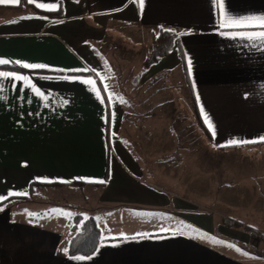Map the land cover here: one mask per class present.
<instances>
[{
    "label": "crops",
    "instance_id": "obj_1",
    "mask_svg": "<svg viewBox=\"0 0 264 264\" xmlns=\"http://www.w3.org/2000/svg\"><path fill=\"white\" fill-rule=\"evenodd\" d=\"M261 18L264 0L0 4V60L7 61L0 64V264H264L255 245L249 250L251 234L264 236V165L237 169L240 207L233 212L216 186L179 180L181 158L193 154L197 136L208 157L264 156L240 149L264 146ZM159 30L175 34L170 52L134 71ZM107 38L127 42L130 53L143 47V54L126 59L122 70L115 63L114 76L95 47ZM11 65L79 73L3 68ZM115 77L125 79L122 91ZM167 77L192 100L193 120L197 108L208 135H181L173 117L165 127ZM78 182L85 191L80 215L95 219L102 238L89 256L67 254L72 224L63 233L8 213L32 183ZM223 218L253 232L227 227ZM212 240L233 247L220 250Z\"/></svg>",
    "mask_w": 264,
    "mask_h": 264
},
{
    "label": "rangeland",
    "instance_id": "obj_2",
    "mask_svg": "<svg viewBox=\"0 0 264 264\" xmlns=\"http://www.w3.org/2000/svg\"><path fill=\"white\" fill-rule=\"evenodd\" d=\"M95 47L96 50L98 49L100 51L99 57L103 60L101 61L103 68L112 72L114 76L118 73L113 68L115 63L120 66L118 67L119 70H122L124 69L123 67L126 59L133 58L134 55V57L139 58L143 54V47H136L130 53L131 47H129L127 42H122L121 39L111 40L107 38L101 45H96ZM151 47L152 45L150 42V46L148 47L149 52L151 51ZM148 54L141 63L138 62L136 64L134 62V71H140L141 66H143L144 61L148 57ZM115 57H117V59L120 58L121 60H124V62H117ZM131 64L133 65V63ZM143 68L145 67L143 66ZM112 80L114 83L117 82L116 85L120 87L119 89L122 91L125 79L123 77H118V79L115 77ZM168 80L169 77H167L164 86L165 102L163 116L165 118V124L167 123L166 120L173 117L177 119L174 121V127L176 131L181 132V135L184 133L188 136L200 134L203 130L200 128L197 121L193 120L192 100L189 96L182 92L181 87L180 92H178L179 87H175V80H169L170 82H168ZM121 97H123V95H121ZM137 97H139V94H137ZM167 126L168 125L166 124L165 127ZM198 137L199 136L196 137V140L193 143H189L190 149L192 148L190 151H192L193 154L187 156L185 152V156H183L184 159L181 158L185 167H182L184 169H182L179 173V180L189 183L191 187L206 186L207 188L208 186V190L211 189V187L214 188V186H216L218 195L220 194V190H222V201L227 203L225 205L228 208L227 211L233 212L236 208L240 207L237 206L235 200L237 199V193L241 192L239 190L240 186H238L241 184V181L239 180V175L236 174L237 169L240 167L252 168V166L264 165V156L262 153H253L249 154V157H242L240 155L241 153H234L229 154L227 158L224 157L223 159L220 158L223 157L221 154L219 155L212 152L211 156L208 157L204 154L205 151L209 152V149L207 148L208 146ZM255 148L264 150V146L240 147L241 150H255ZM188 159L191 161L190 165L187 162ZM73 184V187H63L60 185H42L41 183H32L29 186L27 195L24 196L25 199H21L19 204L15 203L13 205V203H10V205H7V207H9L8 213L11 216H18L25 221H32L39 226L55 229L58 228L61 229V232L63 233L65 230L69 232V226L73 223V215L77 213L84 214L85 208L84 203L80 202V198H82L81 195L85 192L82 187L83 184L79 182ZM16 207L19 209L23 208V210H21L22 212L19 211L17 213ZM209 208L213 209L214 206ZM229 220H231L232 223L237 224L238 227L226 224L225 226L242 229L251 233L253 232V230L246 224L233 219ZM262 240L264 241L263 236L261 237L251 234V242L249 243L251 246H249V250L255 245L254 247L256 248H253L264 254V242ZM209 244H212V246L217 247L220 250H228L229 252L233 247L218 240H212Z\"/></svg>",
    "mask_w": 264,
    "mask_h": 264
},
{
    "label": "trees",
    "instance_id": "obj_3",
    "mask_svg": "<svg viewBox=\"0 0 264 264\" xmlns=\"http://www.w3.org/2000/svg\"><path fill=\"white\" fill-rule=\"evenodd\" d=\"M36 12L46 14L39 10H36ZM174 39L175 34L168 30H159L158 33L152 35L151 51L149 52L147 59L144 61L143 66L145 68L149 67L150 65L157 62L160 58L166 56L173 46ZM3 68H10L21 72H44L67 75H74L79 73V71L76 70H30L21 65H11L10 67L4 66ZM84 73L86 74V72ZM194 114L195 120L203 130L204 134L208 135L207 130L200 120L197 108L194 109ZM223 223L229 226L238 227L237 224L232 223L228 218H223ZM71 230L73 234L69 239L67 246V254L69 256H89L95 251L97 245L102 240L99 227L97 226L95 219L91 216L83 217L80 214L74 215Z\"/></svg>",
    "mask_w": 264,
    "mask_h": 264
},
{
    "label": "snow or ice",
    "instance_id": "obj_4",
    "mask_svg": "<svg viewBox=\"0 0 264 264\" xmlns=\"http://www.w3.org/2000/svg\"><path fill=\"white\" fill-rule=\"evenodd\" d=\"M21 2V0H0V4H16L18 5L19 3ZM28 3H35L36 0H27ZM37 7H44V5L42 4H37L36 5ZM260 23L261 25H264V18H261L260 19ZM222 26H225V27H241V26H245L244 24L242 23H235V24H225L223 21H222ZM249 38H252V37H249ZM256 38H260V39H264V32H261L259 34H257V37ZM3 63H7V61H3V60H0V64H3ZM24 67L26 68H42V67H45L44 65H24ZM20 79H24V77H20ZM206 121H207V117H205ZM209 123V127L211 128L212 125L210 122ZM232 143H238L236 141H233ZM101 183H103V181H99ZM4 199V197H0V200ZM81 259H83V257H81Z\"/></svg>",
    "mask_w": 264,
    "mask_h": 264
}]
</instances>
